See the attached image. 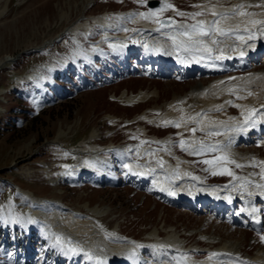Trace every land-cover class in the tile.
Wrapping results in <instances>:
<instances>
[{"label":"rangeland","instance_id":"obj_1","mask_svg":"<svg viewBox=\"0 0 264 264\" xmlns=\"http://www.w3.org/2000/svg\"><path fill=\"white\" fill-rule=\"evenodd\" d=\"M158 1V6L149 8L147 0H0V59L5 60L0 68V264H116V255L123 251L119 248H138L154 242L176 244V249L182 252L189 247L197 248L201 241L205 248L199 251L203 252L241 238L242 257H251L264 249L259 238L254 239L253 232L234 228L224 221L225 218L217 216L214 209L198 213L160 194L161 189L168 194L165 179L175 190L185 192L198 188L201 178L226 181L236 170L241 174L235 178L243 177L241 157L244 150L248 151L246 154L256 153V164L252 168L256 177L264 167L262 141L260 144L244 141L235 145V150L238 147L240 150L234 151V138L224 143V136L213 137L199 131L207 120L205 112L195 115V111L188 109L191 96L187 92L202 80L208 93L219 90L222 94L220 84L214 83L216 75H212L215 78L207 77L199 72L197 78L182 73V69L176 72L175 68L164 73L160 61L149 60L145 65L143 59L139 60L131 51L130 62L116 58L122 70L119 72L120 69L107 61L109 67L101 57L117 48L114 42L106 39L115 34L102 30L105 21L111 27L119 25L116 35L124 40L131 22H140L132 26L151 28L157 25L149 31V40L153 38L154 42L145 44L142 49L138 47L141 56L148 47L159 56L175 57L176 53L165 52L172 50L170 45L181 53L183 49L174 47L168 36L180 32L177 25L186 26L190 21L186 16L179 20L180 16L174 15L202 12L203 15L195 19L190 15L188 18L193 24L198 20L206 21L209 15L205 7L210 5L205 0ZM243 1L246 5H254V0ZM262 2L264 0H258L257 5ZM165 4L174 9L160 11ZM263 8L256 11L260 13ZM130 12L134 17L124 20ZM141 13H156L148 18L151 25L141 24ZM161 19L174 21L176 26L160 27L154 23ZM228 21L223 20L221 24ZM261 27L264 25L257 30ZM137 29L131 33V38ZM256 35L258 41L259 35L263 37L258 31ZM101 37L105 38L100 40ZM135 39L143 40L144 36ZM176 39L181 41L179 37ZM203 39L206 44L211 40ZM217 40L235 44H227L229 46L240 43L233 37ZM125 44L129 48L137 47L139 41L129 40ZM196 57L193 55L192 60L198 63ZM262 59L264 61V57ZM177 63L186 65L181 61ZM251 70L264 73V62ZM232 71L238 72L236 68ZM232 71V80L243 79L244 73L247 74L245 68L240 70L242 76ZM251 76L253 74L249 78ZM257 80L252 81V91L264 97V78ZM228 83L233 84L225 82L223 87L232 85ZM140 90L150 96L143 101H130ZM214 92L210 95H215ZM227 102L236 112L228 114L225 106L222 111L228 116L213 117V124L242 120L237 114L238 102ZM260 113H264V109L257 112L255 120L262 117ZM227 117L230 119L226 120ZM165 121L172 123L165 124ZM177 123L179 127L175 126ZM193 128L195 133L191 131ZM240 128H232L230 132H243L237 131ZM257 137L249 136V139ZM182 139L186 141L187 150L180 147ZM202 144L217 147L215 151L204 148L202 154H193L201 150ZM130 147L136 150L133 148L129 152ZM105 150L109 152L102 155ZM222 156L235 163H227L222 169L210 172L211 165L218 161L216 158ZM158 160L163 164H158ZM205 160L213 163H203ZM145 165L150 169L158 168L151 170L152 178L148 181L138 177L145 172ZM225 170L232 175L220 174ZM183 172L188 177L187 185L192 182L189 188L183 186L186 178ZM161 183L165 186H160ZM228 183L224 185L226 189ZM229 190L228 195H231L232 190ZM259 192L264 193V189L259 187ZM52 203L55 205L49 207ZM101 233L106 234V239ZM176 233L182 239H176ZM115 236L128 243H112L115 238L111 237ZM209 238L216 240L215 244L208 245ZM181 242L188 245L183 247ZM148 250L154 255L161 252L156 247ZM162 253L171 259L168 249ZM180 259L185 263L192 261L186 256Z\"/></svg>","mask_w":264,"mask_h":264},{"label":"bare ground","instance_id":"obj_2","mask_svg":"<svg viewBox=\"0 0 264 264\" xmlns=\"http://www.w3.org/2000/svg\"><path fill=\"white\" fill-rule=\"evenodd\" d=\"M205 1L207 2V4L209 3V5H210V6L205 7V10H206V12L209 15L208 18L206 19V22L213 19V16L211 15V12L208 11V9H210V8H212L214 6L215 10L217 12L228 13L229 17H232L231 19L230 18L228 19L229 21L226 22V24H224V23H223L224 25L221 24V26L223 28H226V29L227 28H235L237 25H239V34L246 37L247 34L243 31V29L245 27H247L254 34V39L246 40L245 43L240 42L238 44V46L237 45L236 46H232V45H235L232 42L227 43V44H231L232 43L231 46L227 45L226 42L225 43L212 44L211 40H209L208 41L209 43L207 45L212 49V52H211L210 55H209V53H206V52H203V51H197L196 49L198 47L197 48L194 47L195 49H192L191 51H184L183 50L181 53L178 54L175 51V49H173L172 45L169 44L171 46L172 50H167V49L166 50L163 49V50H165L166 53H171L173 55L176 53L175 57H173V56H165V57H163L162 56L160 61L163 64L162 67H163L164 73H166V71L169 68L175 67L177 69V71L182 69L181 72L195 75V77H197V78H198V74L197 73H199V72L200 73H205L207 75V77H210L212 75H216L217 78L215 80H217V81H215L214 83L220 84L219 87L222 90V94L218 93V91H219L218 90L217 92L213 91L214 93H216L215 95L214 94L210 95L213 92L210 93L211 92L210 91L208 93L209 89L206 87V84L201 80L200 83L193 85L190 88V90L187 92V95L191 96L190 97V104L188 106V109L193 111V112L195 111V115H201V114L203 115V113L205 112L206 115L204 114L205 117L204 116L203 117L206 118L207 120L204 121V123L199 127V131L201 133L203 132L205 134H208L209 132H219V133H221L220 135H212V136L213 137L224 136V138H225V140H224L225 142L224 143H226V142H228V140L234 138V140H235V142H233V147H234L235 145H239L240 143H242L244 141H247V140L249 141V136L250 137L251 136L252 137L257 136L258 135V129H257L258 125L261 126L260 132L264 133V121L262 120L263 119L262 117L260 119H256L257 124H256L255 127H249L245 123V116L248 115V110L249 109H257L258 111L264 109V97H261L262 93L260 94L261 95L260 96L259 94L256 93V91H252V87H251V84H252L253 80L258 81L257 79L264 78V77H262V76H264V73H257L256 71L251 70V68L257 66V64L259 65L260 63L264 62L263 60L260 59L261 57H259V59L257 61L253 60L255 55H257L259 53L264 54V48L260 49L261 47H264V35H263V37L261 35H259L260 36V38H259L260 41H258V39H257L258 37L256 35V31H258V34H260L259 30H257V28L259 26H261V25L258 26V25H252V24H248L247 23L248 20L264 21V8L261 9L260 13L257 12L259 10V8H261V7L257 6L258 0H254V3H253L254 5H246V3L243 0H235L236 2H232L234 0H205ZM203 2H204V0H203ZM241 4L246 6L244 9H242V11L249 12V13L252 12L254 15H252L250 17L249 16L232 15V12H233V9L235 8V6L241 5ZM260 5H264V2L260 3ZM172 9H174V8L172 7ZM201 10H203V9H201ZM201 10H199V11H201ZM174 16L178 17V15H174ZM185 16H186L185 18L188 21L192 22V20H190L188 18V15H185ZM139 17L142 20L141 24L148 25V23L151 22L150 19L142 18L141 15ZM235 17H238V18H235ZM181 18H184V17L183 16L178 17L179 20ZM134 22H136V21H134ZM134 22H131L129 24L132 30H129V32L127 31L128 34L126 35V37L129 38V40L130 39L131 40H138V39H135V38L144 36L143 40H138V41H144L147 37L151 36L150 32H149V31H151L150 29L157 28V25L152 26L151 28L148 27V26L147 27L138 26L136 24H134L135 26H132V24ZM105 23L106 24H102V26H103L102 30L103 31L107 30L109 28H112V27H109L110 25L107 24V21H105ZM136 23H140V22L137 21ZM149 25H151V23H149ZM165 25H169V23H167ZM188 25H186V26H188ZM190 25H192V24H190ZM174 26H176V25H174ZM136 27L138 29L133 34L134 38H131L132 36L130 37V35L134 31V29ZM177 28H178L177 31H182V30H184L185 25H177ZM154 29H152V31ZM171 30H174V29L172 28ZM146 33H147V35H146ZM175 37L176 38L179 37V38H181V40H186L185 37L179 36L178 32H175ZM104 38L105 37H101L100 40L104 39ZM233 38H235V37L233 36ZM112 39H113V37H112ZM215 39H220L221 40L222 37L217 36V37H215ZM252 41H255L256 44L251 46V47H246ZM240 44H241V46H240ZM241 50L245 53L244 56H240L239 53H240ZM136 51H138V50H136ZM193 55L197 56L195 59H196V61L198 63L193 62V60H192V56ZM216 57H220V58L217 59ZM197 58L202 59V60L201 61L197 60ZM205 59H207V60H205ZM158 60H159V57L155 56L154 61H156V63H157ZM4 61H5L4 59H0V68L3 66ZM179 61L184 62L186 65H184L183 63H177ZM238 61H241V63L246 61V64L245 65H241V67H238ZM175 63H177V64H175ZM187 65H189V66H187ZM214 65L220 66V69L215 68ZM246 67H248V68H246ZM233 68L237 69L238 72L234 71L236 73H241L242 71H240V70H243L245 68L247 70V74H249V75H247L246 72H245L244 75H243V79L236 78L235 80H232L231 78H232L233 75L231 76L230 71H232ZM225 70H229L227 72V75H223V72ZM249 71H253V72L250 73ZM250 74H253V76H251L252 78H249ZM236 76H242V75H236ZM212 77H214V76H212ZM230 79L232 81H228ZM224 81L225 82H233V84L230 83V84H232L231 86H228V87L225 86V88H224L223 85H222V83H225ZM239 83H241V85ZM262 83H264V82H262ZM211 84H213V83H211ZM230 84L228 83V85H230ZM259 85L260 84H258V86ZM256 86H257V84H256ZM207 93H208V97L206 98ZM249 93H251V94H249ZM133 95H135V96L130 97V101H132V102H138L139 100L143 101L146 96H150V95L145 94L144 90H140V91H138L137 93H135ZM123 96H125V95L123 94ZM183 100H184V98H183ZM229 100H232V102L235 101L236 103L238 102V110H239V112L237 114H240V117L242 118V120L237 121V122L230 120V122H228V123L213 124L211 122V119L213 117L221 118V117H224V116H228V114H234V112H236L235 109H233V107H231V105L228 104L227 101H229ZM177 102H178V99H177ZM259 102L261 104H258ZM225 106H226L225 110H226V112H228L227 115L225 114L224 111H222L223 108H225ZM149 111H150V108H149L148 112ZM256 114L257 113H254L251 118L255 119L254 117H255ZM137 117L138 116L134 117V119H136ZM229 119H230L229 117L226 118V120H229ZM236 127L247 128L248 131L241 132L242 134L240 132H237V133L232 132V133H234V134H232L230 132L231 131L230 129L236 128ZM92 134H94V133H92ZM133 148L134 147H130L128 151L130 152V150L133 149ZM97 150H99V149H97ZM238 150H240L239 147L237 148V151ZM105 152H107V150H105ZM254 156L249 152L247 154L244 153V156L241 157L242 158L241 165L243 166L242 170L244 171V173H242L244 175L243 177L235 178L240 173V172H238L236 170V174L234 176L229 177L226 181L221 183V186L217 185V186H213V187L209 188L210 190H213V191H209L208 192V191H204V190H200V189L198 190L196 188L197 189L196 191H195V189L194 190L191 189L188 192L194 193V195L197 196V200L200 201V202H203L204 204L208 203V199H211V203L214 202V204H210L209 207L211 209L208 208V210L215 209V211H217L216 212L217 216H219V211H221V210H224L226 212L228 211V208L226 207V203H227L225 201L226 199H224V197H222L220 194L222 192H225L223 190L231 189L232 193H231V195H229V197L232 199V201H230V203H233V205L237 206L238 212L241 215H244V216L249 215L250 219L252 221H254V220L258 221V219H259V217L261 215L264 216V193L263 192L260 193L259 192V187H257V185H264V167L261 168L258 171V173H257L258 177H256V174L253 172V169H252L253 166H255L254 164H256L255 163L256 157H254ZM144 167L146 169H148V170H156V169H158V168H155V167H154L155 169L154 168L150 169L146 165ZM212 170H214V169H212ZM85 173H86V171L83 172V174H85ZM189 173L191 175V172H189ZM182 175L184 177H186L185 178V183L183 184V186L186 187V188H189L192 185V182L191 183L188 182V185H187L188 177L186 176L187 175L186 172L185 173L183 172ZM190 175H189V179H190ZM176 177H178V176L176 175ZM146 180L148 181L149 178L147 177ZM166 180L167 179L163 180L164 184L169 186V187L168 186H166V187H168L170 189H174V188L171 187V184L169 182H167ZM203 180H207V179L203 178ZM227 181L229 183H228V188L226 189L224 185L227 183ZM197 183H200V182H197ZM250 183L252 185H250ZM245 184H246V187H245ZM165 185H163V183L160 184V186H165ZM254 185H256V186H254ZM249 187H252V188H249ZM161 190L163 191L164 189H161ZM246 190H248L249 192H246ZM164 191L166 193V190H164ZM198 191H203V192H198ZM174 192H176V193H180L181 192L182 193L183 191L179 192V191L175 190ZM253 192H255L257 194H252ZM182 194H184V193H182ZM211 196H212V198H210ZM254 200L258 203V206H259L261 211L260 210H256L255 212L252 211L253 208L251 207V203ZM53 204L54 203L49 205V207L53 206ZM54 207H57V206H54ZM54 217L53 218L55 220L56 219V215H54ZM229 217H230L229 213L228 212L225 213L224 221L228 222L230 220ZM235 225L236 226H234V228H242V229L246 230L245 226L242 227V226H239L238 224H235ZM255 227L257 229H260V225L259 224H257ZM105 235L106 234H102V238L104 237V239H106ZM261 236H264V233L261 234ZM261 236L259 235V236H257V238H259L258 239V240H260L259 243L264 248V242L261 241ZM111 238H115V240L112 239L113 241L112 240H109V241H112V243H116V245H118V244L122 245L123 243H126V240H124L121 237H116L115 236V237H111ZM242 238L244 239V237H242ZM74 239L76 240V238H74ZM116 239H118V240H116ZM215 241L216 240L213 241V238H209V239H207V244L211 246L212 244H215L214 243ZM228 241L224 242L223 246H222L223 243H221V245H219L217 247H214V249H212V247H209V249H207V250H205L203 252L199 251V250L197 251L195 249H190V247L188 249H186V252L189 255L199 256V257L204 258V264H216V263H220V264H264V249L262 251H258L256 253H253L251 255V257H242V253H241L242 250H241V247H239L241 245V243H242L241 238L234 239V241H229V242ZM198 244L201 245V244H204V243L201 242V241H198ZM164 245H166V246H164ZM150 247H152V248L156 247L159 250H163L165 248L166 249L169 248V249L173 250V247L171 245H169V244L161 245L160 243H155V242L154 243H149L148 245L143 246V248L145 250L149 249ZM123 248H125V246ZM141 249H142V245H139V249L138 250H141ZM118 250H121V249L119 248ZM122 250L123 251H121V253L119 254V257L117 259V261L119 260L118 261L119 264H129L128 261H130V262H134L135 261V258L133 257V255L131 253L132 249H129V246H128V248H125V249H122ZM198 252H200V253H198ZM213 254H215V255H213ZM205 259L208 261V263H205L206 262ZM160 261L158 263L161 264ZM183 264H201V261H191L189 263L183 262Z\"/></svg>","mask_w":264,"mask_h":264},{"label":"snow or ice","instance_id":"obj_3","mask_svg":"<svg viewBox=\"0 0 264 264\" xmlns=\"http://www.w3.org/2000/svg\"><path fill=\"white\" fill-rule=\"evenodd\" d=\"M258 7L264 6V5H257ZM173 6L170 4H165L164 8L160 9V11H163L166 8H172ZM194 7H202L201 5H194ZM246 6L241 4V5H237L235 6V8L233 9L232 15H240V16H252L254 15L253 13H249V12H245L242 11V9H244ZM208 11L211 12V15L213 16V19L210 21H203V20H198L195 24L192 25H188L185 26L183 31H180L178 33L179 36L185 37L186 40H181V41H177L175 36L169 35L168 39L172 40L173 46L179 49H183L184 51H191L193 49V46H199L196 50L197 51H203L206 53H209V55L212 52V49L205 43L204 41V37H208L211 38V43L212 44H218L220 41L215 39V37L219 36V37H228V38H232L233 36L235 37L236 40L245 43L246 40H251L254 39V34L247 28L245 27L243 29V31L247 34L246 37L243 35L239 34V25H237L235 28H223L221 26V21L223 20H227L229 19V14L228 13H221V12H217L215 10V7L213 6L212 8L208 9ZM142 18L148 19L152 16H155L156 13H141L140 14ZM177 15L180 16H185V15H190L191 18L195 19L198 16L203 15L202 12H195V13H191V14H185L183 12H177ZM154 23H157L160 25V27H164L165 24L164 22L160 21V20H155ZM169 24H174V21H169ZM248 24H252V25H264V21H260V20H248L247 21ZM260 31V33L262 35H264V27H261L260 29H258ZM195 37V39H194ZM157 51H159V49H157ZM240 56H244V52L241 50L240 51ZM211 58V57H210ZM217 59H219L220 57H216ZM251 94V93H249ZM258 110L257 109H249L248 110V115L245 116V123L249 126V127H255L257 124V121L255 119H252V115L254 113H257ZM260 115H264V113H260ZM189 119H194L192 117H190ZM165 124H171V121H165ZM176 127H179V123L175 124ZM191 131L193 133H195L196 129L193 128L191 129ZM237 131H247V128H240L237 129ZM209 135H220L221 133L219 132H209ZM195 143V142H194ZM180 147L184 150H187V146H186V141H184L183 139L180 141ZM215 145H201V150H198L196 152H194L193 154H202V150L204 148H207V150L209 151H215L216 150ZM218 161H223L224 163H235V161H232L230 159L227 158V156H222V157H217L216 158ZM158 164H163V161H157ZM203 163L206 164H212L213 161H208L205 160L203 161ZM241 165H237V167H240ZM213 174H217V173H213ZM220 174H227V175H232L231 172L225 170L224 172H221ZM257 187H261L264 188V185H257ZM253 212L256 211L255 208L252 209ZM59 239V238H57ZM261 241L264 242V236H261ZM74 251V250H73ZM215 255V254H213Z\"/></svg>","mask_w":264,"mask_h":264},{"label":"water","instance_id":"obj_4","mask_svg":"<svg viewBox=\"0 0 264 264\" xmlns=\"http://www.w3.org/2000/svg\"><path fill=\"white\" fill-rule=\"evenodd\" d=\"M147 4L149 7H154L158 4V0H148Z\"/></svg>","mask_w":264,"mask_h":264}]
</instances>
